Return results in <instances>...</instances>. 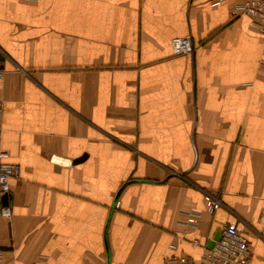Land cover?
I'll list each match as a JSON object with an SVG mask.
<instances>
[{
  "label": "crops",
  "instance_id": "0c3cea01",
  "mask_svg": "<svg viewBox=\"0 0 264 264\" xmlns=\"http://www.w3.org/2000/svg\"><path fill=\"white\" fill-rule=\"evenodd\" d=\"M210 1L0 0V264H204L230 222L264 264V34Z\"/></svg>",
  "mask_w": 264,
  "mask_h": 264
},
{
  "label": "built area",
  "instance_id": "2783aa9c",
  "mask_svg": "<svg viewBox=\"0 0 264 264\" xmlns=\"http://www.w3.org/2000/svg\"><path fill=\"white\" fill-rule=\"evenodd\" d=\"M211 5H218L222 0H211ZM246 13L257 24L264 34V0H244L232 8V14ZM172 47L176 54L190 53L194 51L195 44L190 34L178 35L172 38ZM4 82V71L0 69V83ZM2 105L0 103V215L10 218L12 211L10 205L3 201V196L8 195L11 188V177L19 174V165L15 162L3 159L4 148L2 139ZM206 209L213 212L222 200L213 194H207ZM199 211L191 210L184 220L185 224L196 226ZM176 244L171 243L170 248ZM250 240L247 233L238 227L236 222H230L221 229V234L212 247H206L201 257L204 264H250L251 261ZM1 260V258H0ZM31 264H46V256L39 254ZM162 264H198L192 257L184 253L172 252L165 255Z\"/></svg>",
  "mask_w": 264,
  "mask_h": 264
},
{
  "label": "water",
  "instance_id": "95a60500",
  "mask_svg": "<svg viewBox=\"0 0 264 264\" xmlns=\"http://www.w3.org/2000/svg\"><path fill=\"white\" fill-rule=\"evenodd\" d=\"M3 201L7 202V195L3 196ZM221 231H218V233L215 235V238L213 240L210 241V247H212L216 241V239H218L220 237Z\"/></svg>",
  "mask_w": 264,
  "mask_h": 264
}]
</instances>
